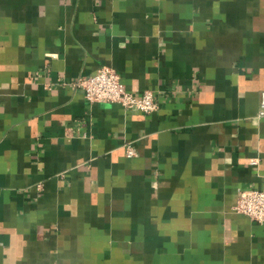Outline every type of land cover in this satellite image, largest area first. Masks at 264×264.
I'll list each match as a JSON object with an SVG mask.
<instances>
[{
    "label": "crops",
    "instance_id": "0c3cea01",
    "mask_svg": "<svg viewBox=\"0 0 264 264\" xmlns=\"http://www.w3.org/2000/svg\"><path fill=\"white\" fill-rule=\"evenodd\" d=\"M262 94L264 0H0V264H264Z\"/></svg>",
    "mask_w": 264,
    "mask_h": 264
},
{
    "label": "built area",
    "instance_id": "2783aa9c",
    "mask_svg": "<svg viewBox=\"0 0 264 264\" xmlns=\"http://www.w3.org/2000/svg\"><path fill=\"white\" fill-rule=\"evenodd\" d=\"M72 85L81 89L88 102L118 103L131 111L149 114L157 107L154 95L150 90H145L139 95L129 92L122 83L118 73L110 66L101 65L94 74L80 76ZM264 114V94L260 100L259 115ZM127 157L135 155V149L130 142L126 143ZM253 162V161H251ZM233 211L248 216L250 219L264 221V188L242 189L238 191Z\"/></svg>",
    "mask_w": 264,
    "mask_h": 264
}]
</instances>
